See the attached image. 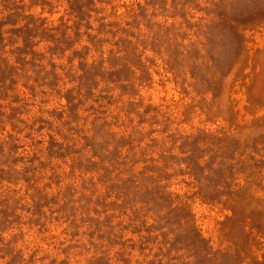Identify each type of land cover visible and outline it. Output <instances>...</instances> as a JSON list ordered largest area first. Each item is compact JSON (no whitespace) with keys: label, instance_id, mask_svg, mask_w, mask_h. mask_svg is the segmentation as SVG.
<instances>
[{"label":"rangeland","instance_id":"1","mask_svg":"<svg viewBox=\"0 0 264 264\" xmlns=\"http://www.w3.org/2000/svg\"><path fill=\"white\" fill-rule=\"evenodd\" d=\"M0 264H264V0H0Z\"/></svg>","mask_w":264,"mask_h":264}]
</instances>
